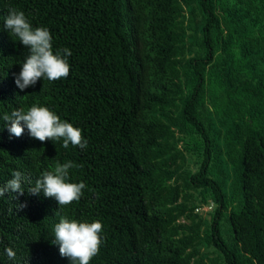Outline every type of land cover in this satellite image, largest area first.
I'll return each instance as SVG.
<instances>
[{"label": "trees", "instance_id": "trees-1", "mask_svg": "<svg viewBox=\"0 0 264 264\" xmlns=\"http://www.w3.org/2000/svg\"><path fill=\"white\" fill-rule=\"evenodd\" d=\"M10 9L71 51L67 78L16 86L29 52ZM33 105L88 147L0 119V186L26 177L0 197V264H71L53 243L65 215L102 223L90 264H264V0H0V117ZM65 162L78 202L27 191Z\"/></svg>", "mask_w": 264, "mask_h": 264}, {"label": "clouds", "instance_id": "clouds-1", "mask_svg": "<svg viewBox=\"0 0 264 264\" xmlns=\"http://www.w3.org/2000/svg\"><path fill=\"white\" fill-rule=\"evenodd\" d=\"M4 26L29 52L22 63L21 71L15 77V84L21 91L34 86L41 79L56 81L68 77V57L72 53L67 48L58 49L54 53L52 36L47 28H33L24 12L15 9L9 10ZM0 119L10 125L9 133L17 138L23 135L26 128L30 137L42 143L62 139L64 148H68L69 144L82 150L88 147V141L79 128L62 121L57 114L44 106L33 105L27 111L16 109L10 115L5 113ZM75 167L78 166L72 162L56 163L52 171H44L27 191L32 195L43 192L46 198H54L59 208L78 202L86 184L69 182V170ZM11 176L5 185L0 186V197L7 192L24 195L22 183L26 177L20 171H13ZM17 207L19 210L26 205L19 204ZM102 231L103 225L100 221L80 222L65 215L60 217L54 227L53 243L59 246L60 255L68 258L71 264H90L99 253ZM5 252L9 260L16 258V252L11 247L6 248Z\"/></svg>", "mask_w": 264, "mask_h": 264}, {"label": "built area", "instance_id": "built-area-1", "mask_svg": "<svg viewBox=\"0 0 264 264\" xmlns=\"http://www.w3.org/2000/svg\"><path fill=\"white\" fill-rule=\"evenodd\" d=\"M211 207V205H207V206H202V207H198V208H196V211H201V210H204V209H208V208H210Z\"/></svg>", "mask_w": 264, "mask_h": 264}]
</instances>
